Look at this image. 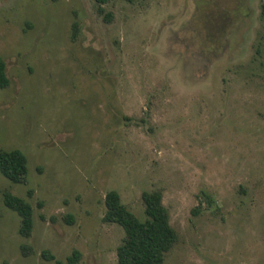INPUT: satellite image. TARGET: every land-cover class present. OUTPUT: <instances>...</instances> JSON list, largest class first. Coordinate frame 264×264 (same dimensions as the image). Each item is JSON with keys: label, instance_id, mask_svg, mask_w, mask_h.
<instances>
[{"label": "rangeland", "instance_id": "374dc122", "mask_svg": "<svg viewBox=\"0 0 264 264\" xmlns=\"http://www.w3.org/2000/svg\"><path fill=\"white\" fill-rule=\"evenodd\" d=\"M262 2L0 0V149L29 170L0 173V264H118L106 194L144 220L156 190L178 234L163 264H264Z\"/></svg>", "mask_w": 264, "mask_h": 264}, {"label": "trees", "instance_id": "16d2710c", "mask_svg": "<svg viewBox=\"0 0 264 264\" xmlns=\"http://www.w3.org/2000/svg\"><path fill=\"white\" fill-rule=\"evenodd\" d=\"M94 1L101 6L113 0ZM261 17L264 20V0L261 4ZM74 30L76 31V25ZM6 68L4 59L0 57V89H5L10 84ZM28 171L27 158L22 151L0 149V173L5 178L14 184H24ZM162 198V192L159 190L142 193L145 219L141 220L122 203L117 192L110 191L106 194V212L103 220L119 225L124 231V238L117 248L118 264L164 263L166 254L178 242V234L170 223V215ZM3 202L8 209L18 213L21 218L20 234L29 237L34 228L32 205L9 190L3 192ZM197 212L198 209H195L193 214ZM65 220L69 224L74 221L71 215ZM42 256L47 261L55 260V264H79L81 259V253L77 249L73 250L65 261L56 260L48 252H43Z\"/></svg>", "mask_w": 264, "mask_h": 264}]
</instances>
